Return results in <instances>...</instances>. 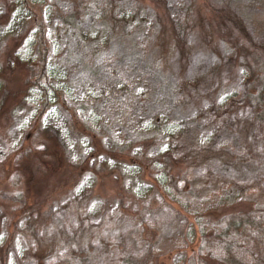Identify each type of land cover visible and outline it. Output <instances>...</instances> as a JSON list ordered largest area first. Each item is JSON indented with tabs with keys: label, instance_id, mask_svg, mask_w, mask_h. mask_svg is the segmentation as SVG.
<instances>
[{
	"label": "trees",
	"instance_id": "1",
	"mask_svg": "<svg viewBox=\"0 0 264 264\" xmlns=\"http://www.w3.org/2000/svg\"><path fill=\"white\" fill-rule=\"evenodd\" d=\"M185 1L184 9V0H0V145L11 116L27 102L28 93L41 94L26 136L0 155V205L9 212L0 234V264H9L15 239L22 259L30 264H159L155 248L161 233L145 223L141 208L137 211L138 197L132 194L134 210L126 205L118 171L131 169L142 177L134 188L157 192L162 206H168L165 217L175 223L172 229L178 227L180 232L182 227V241L173 248L171 264H264V177L219 179L215 186L208 182L206 168L193 174L198 166L232 160L228 144L210 143L219 123L226 121L230 122L226 131L238 134L244 125L250 132V145L239 136L246 153L238 164L258 163L254 152L264 140V49L246 37L258 50L245 57L241 75L239 64L227 68L215 49L200 51L197 57L200 63L205 56L211 62L208 66L218 65L211 81L198 80L209 69L206 64L200 73L198 63L182 71L175 67L173 72L174 65L165 66L168 57L156 58L153 34L173 29L178 36L186 28L201 27L204 37L209 31L218 39L206 42L221 48L222 38L214 26L229 31L224 11L213 0ZM246 16H252L250 27L258 21L252 14ZM10 18L24 23L13 28ZM102 20L118 51H104ZM233 46L235 56L230 55L228 63L241 58L236 57L239 45ZM115 58L124 64L114 65ZM76 65L94 89L86 86L71 97L75 86L87 83L71 76ZM165 70L171 91L166 80L159 92L146 85L153 72L167 75ZM153 90L156 97L150 95ZM54 107L68 112V127L87 145L88 155L78 164L62 158L57 139L40 127V120ZM143 108L149 113L145 131L132 137L130 130L142 121ZM99 115L110 123L98 127ZM237 116L240 119L234 121ZM110 124L126 130L129 139L107 147L100 134ZM112 130L107 128L108 135ZM99 156L109 162L107 170L89 166ZM85 170L99 182L92 196L98 192L96 197L113 207L93 218L87 210L95 198L75 187ZM91 180L88 177L87 182ZM74 182L75 190L60 199H66L64 214L46 216V207L59 200L55 194ZM148 200L159 215L161 203H153V197ZM114 208L117 214L111 213Z\"/></svg>",
	"mask_w": 264,
	"mask_h": 264
},
{
	"label": "rangeland",
	"instance_id": "2",
	"mask_svg": "<svg viewBox=\"0 0 264 264\" xmlns=\"http://www.w3.org/2000/svg\"><path fill=\"white\" fill-rule=\"evenodd\" d=\"M213 1L212 3L213 4L215 3L217 8H220L221 10L224 11L225 20L227 22V25H229V31L226 29L225 30L222 29L220 26H214V30L217 31L219 37L222 38L219 41V43L223 44L221 48H218L219 46L217 45L213 46L206 42V41H213V40L216 41L218 39H216L215 34L212 35L209 33V31L206 32V36L204 37L205 34H204V31L201 29V27H199L200 30H198V27H194L190 30L186 28L184 35L180 34L178 36L177 34H175V30L173 29H171L170 31L161 30L160 33L153 34L154 35L153 42H156L157 47H158L155 49L156 58H159V56L168 57L166 61H164V63H165V66H168V67H171L169 64L174 65L172 68L173 72L175 71V67L178 71H182V70L189 68L193 63H198L197 68H196V73H200V71L203 70V65L206 64L208 66L211 62H209L210 59H206L204 56V59L201 60L202 62L200 63L197 60V57L200 55L198 53L203 50L209 51V50L215 49L216 50L215 53L218 55V61H221V63L225 62L227 68H235V66L239 64L238 67H241V68L238 70L239 72L238 74L241 75L240 72L245 69V62H246L245 57H247L250 54L252 55L255 50H258V48H256L255 45H250L248 38L246 37L250 36L251 38H253L251 39V44H253L255 41L256 42L258 41L256 46H258L260 49L261 48L264 49V0H239L238 2L237 0H213ZM182 3H184V9H185L186 1L184 0V2ZM100 5L103 6L104 3L101 2ZM175 9L178 10L177 8ZM179 9H180V12L184 13L185 10H181V7ZM251 14L258 21H254L250 27L252 16H248L247 18L246 15H251ZM189 15H192V14H189ZM10 19H11L10 22H13L11 24L13 28L17 27V25L18 27L19 25L22 26V23H24V21L23 22L21 21L22 23L16 22L17 18H15V20L13 18H10ZM102 23L105 25L104 20H102ZM89 24H90L89 20H86L84 27L87 31L91 29ZM103 29L104 28L102 27L100 29V32ZM104 31H105V34L104 35L102 34L101 36L103 37V39L106 40L105 41L106 46L104 44V51L105 52L118 51V48L116 46H112L111 45L112 42H109L108 40L109 30H107L106 25H105ZM244 34H246V36H244ZM95 35H97L96 32H95ZM234 43L239 45V48H238L239 51L236 57L241 56V58H238L239 61L238 60L234 61L235 57H233L228 63V57H230V55L235 56L234 54L236 52L235 51L236 48L233 46ZM229 49H231V51ZM211 56L214 58L213 55ZM115 59L116 61L114 62V65L122 64V63L124 64V60H121V58L119 59L115 58ZM175 60H176V63H175ZM208 67L209 69L206 70L205 74L202 77H198V80L202 81L203 78L207 81L212 80L214 73H215L213 70L218 68V65L214 63ZM75 69L77 70L75 73L70 72L71 76H73L75 79L78 76L79 79H77V81L87 80V83L82 85L81 88H77V86L74 85L75 86L73 90L74 93H72L71 97L78 96L79 93L84 91L86 86H88L89 90H91L92 92L94 88L88 85L90 81H89V77L87 76V74L83 76V74L79 72L80 68H77V65ZM120 69H122V67ZM165 72L167 73L166 70ZM148 80L150 84L152 83V85H149ZM164 80L167 81L166 83L167 91L168 90L171 91L173 87L169 83L170 80L168 78V73L167 75H165V74H155V72H153L151 77L146 79L145 82L148 87L152 86L154 87L155 91L159 92V87L162 86V84L164 83ZM66 82L69 83L68 79H66ZM100 83H98L97 85H99ZM187 84L192 86L193 88H196V85L192 82H188ZM155 91L154 90L150 91V95L153 96L154 94V97H156ZM103 93L104 92H102L100 95L102 96ZM165 94H168V92H166ZM163 97H166V96H159L157 98L160 99ZM40 98H41L40 93L36 91L29 92L27 102H25V104L21 106V108L16 112V114L11 116L10 124L4 130L6 131L5 136L2 137L5 140L1 141L0 155L7 151L4 149L7 148L10 144L11 145L17 144L19 141H21V139L24 136H26L28 129L31 126V122L34 119V113L40 107L39 106L40 104L38 103L40 101ZM70 103H72V101H70ZM141 112H142V121L138 122L137 126L133 130H130L132 137L133 135L139 134L141 131L145 129V125L147 123L145 118L149 116V113H145L147 112L145 108H143ZM68 117H69L68 112L62 111L60 109L58 110L57 107H54L40 120V127L41 129L44 128L47 132L52 134L57 139L58 144H59L60 153L62 154V158H64L69 164L70 163L78 164L81 161H83L88 155L87 148H86L87 145L84 146V143H83L84 140L83 141L79 140L78 137L73 133L72 128L68 127V120H69ZM238 119H240V116H237L234 119V121H237ZM104 123L106 124L110 122L103 115H99V120L97 122L98 127L103 128ZM229 125H230V122L228 121L219 123L218 133L214 136L213 141L210 143L212 144V146H214V144L219 145V146L224 143L228 144L230 147L229 155H231L232 160H227V161L223 159L216 160L215 163H211L209 166L207 165H203L201 167L198 166L196 169H194L193 174L200 175L201 172L205 171L204 168H206L207 169L206 175L211 176L210 181L208 182L214 184L215 186L220 185L219 179H222L225 181V178H228L231 181L237 182V181H241V179H244V178L245 179H257V178L264 177V168H261V167H264V164L262 163L264 162L263 161L264 160V140L262 141L261 140L262 138L259 140V143L254 152L255 153L254 159L259 157V159L256 160V162L258 163H254L253 165L252 164L248 165L246 163L238 164V160L243 156L242 154L246 153L245 148L243 147L244 142L249 145L251 144L250 132H249V129H247L246 126L244 125L241 127L239 126L241 131H239L238 134L237 132L233 133V132L226 131V127H228ZM109 127H112L113 130H112V133L108 135L107 128ZM109 127H107L106 129H102L101 134H100L102 137H104L103 142L107 147L112 148L115 142L122 141V139H126V140L129 139V135L125 133L126 130L121 131L120 128L115 129L111 124ZM240 135H241L242 140L244 141V142H241V144H239V140H238ZM261 144L263 145L260 146ZM154 148L153 147L149 148V151L153 150ZM135 152H138V151L136 150ZM64 159L63 161L65 162ZM228 163H231L232 165L234 164L233 166H236V165L237 166L236 168H234L231 165L228 166L227 165ZM89 166L99 171L107 170L108 167H110L109 162L106 161L103 158V156H99L97 158L91 159L89 161ZM118 172L120 174L119 179H120L121 185L123 184V190L127 194V199H125V201H126V205H128V208L134 210V207L136 206L132 202L134 201L133 199L135 197H138L139 200H137V202H139V204L138 205L136 204V205L139 207H137V211L139 212L138 209L141 208V211H143L142 218L145 220V223L148 226H150L151 229H154L157 232H160L162 235V236L158 235L159 238L157 240V244H156L157 246L155 248L156 253L160 255L158 257L159 264H171V261H172L171 255H172V252L174 251L173 248L178 241L179 243L182 241L181 236H180V232L182 229L181 225L179 227L180 232L178 230V227L175 230L172 229L173 227H176L174 225L175 223L170 218L165 217L164 212L166 211V208H168V206L167 204H164L165 206H167L165 208L164 206H162L163 200L160 198L157 192L143 191L141 190V188L139 191H137L136 188H134L136 185H138V182L136 181L138 180L140 173H136L133 169H131L130 171L121 170ZM229 175H232V178L229 177ZM128 176L130 179L128 178ZM88 177L92 178L90 182H87ZM78 180L79 178L77 179V181ZM80 180L77 184L74 182L71 184V186H68L67 188L65 187L62 191L55 194V199L59 198V200L52 201L46 207V211H47L46 216L50 217L52 213H55L57 216L61 217L64 214L65 206H63V204L66 199L62 200L61 202H60V199L61 197L65 195V192L69 191L70 189L75 190V187L78 186L80 191L84 189L87 193L89 192L90 195L92 196L93 188H95L97 183H99L97 180V177L94 176L92 171L85 170L83 176L80 177ZM134 190H135V194H134ZM132 194L135 195V197ZM98 195H99L98 192L96 191L93 192L92 198H95V200L93 199L95 202H93L90 205L89 210H87V213L90 212L91 214L90 218H93V215L96 213L108 211L111 207V206H107L106 202L105 204H103L102 202L104 201V198L96 197ZM150 197L154 198V200H152L153 203H155L156 201L158 205L161 203V207H159L160 208L159 215H156L154 213V210H153L154 204H152L151 209L148 206V203L150 201L148 199ZM112 208L113 207H111V209ZM3 210H4V213H3ZM168 211L170 210L168 209ZM5 212L9 213L8 210L5 209V207L0 205V234H3V231H4V224H5V219H6ZM111 213L117 214L118 211L116 208H114V211H112ZM175 215L179 217L177 213H175ZM54 216L55 215H52V217ZM15 240L16 241L12 247L13 250L11 249L12 254L10 257L9 264H16L17 259H18V264H30L31 262L28 259H27L28 263H25V260L22 259L23 256L16 247L17 241L19 239H15Z\"/></svg>",
	"mask_w": 264,
	"mask_h": 264
}]
</instances>
